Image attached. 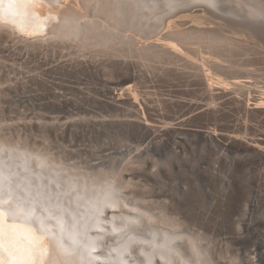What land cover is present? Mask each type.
<instances>
[{"label":"bare ground","instance_id":"6f19581e","mask_svg":"<svg viewBox=\"0 0 264 264\" xmlns=\"http://www.w3.org/2000/svg\"><path fill=\"white\" fill-rule=\"evenodd\" d=\"M220 3L226 4L227 12L233 16H241L239 12L243 11L246 14L244 18L252 22L245 19L238 22L253 24V28L226 27L215 22L206 11L218 9ZM0 7H7L6 0ZM197 7H202L203 11L195 12ZM185 19L192 24L187 26ZM220 30L224 33L221 37ZM257 35L264 38V0H17L13 14H0V37L24 48L37 47L51 50L53 54L57 52L59 60L65 64L69 52L75 54L69 64H87L89 54L84 50L87 48L95 50L97 60L102 63L110 61L112 70L130 60V76L120 92L107 89L102 97L116 110L128 112L125 114L127 117L138 120L126 124L143 135L145 153L167 145L180 130L176 129L177 126L164 131L161 128L165 138L156 134L160 129L156 124L163 127L171 125L173 116L164 112L157 116L154 112L155 115L149 113L142 101L143 71L163 72V84L179 75L195 79L208 105L236 95L227 98L230 104L241 109V116L246 121H264V79L258 82L262 85L252 91L251 88L257 85L255 77L250 78L253 80L249 84L240 81V70L247 72L241 66L248 65L233 59L234 47H239L240 43L256 44ZM258 46L262 49L264 44ZM263 76L264 73L259 75ZM252 92L256 96H252ZM165 104L167 100L163 99V106ZM186 107L193 112L197 110L191 104ZM216 114V111H203L193 118H186L185 126L199 122L206 127L211 125L210 117L215 118ZM11 124L17 123L1 122L0 128ZM213 127L212 130L187 129L185 132L201 137L219 151L255 157L263 168L264 138L254 127H231L218 123ZM243 133H248L252 139L242 140L239 136ZM0 134H3L1 130ZM11 140L13 138L9 136L5 139L0 137V169L15 167L32 181L36 191L52 198L57 205L67 209L85 206L94 218V226L85 233L81 246L75 245V254L66 257L58 251L53 236L41 231L37 218L42 217L34 215L26 219L24 213L27 209L20 201L6 200L0 195V229L5 233L13 226L32 229L36 236L41 237L38 247L46 248L48 252L43 264H52L53 258L56 264H88L85 249L98 250L102 254L100 264H213L207 246L200 243V236L190 234L177 219L171 218L153 202L137 200L133 194L128 196L123 191L127 184L120 179L121 168L112 166L94 171V167H87L81 161L67 160L55 150L53 152L57 156L40 145L29 147L21 136H17L15 142ZM45 146L49 144L45 142ZM129 158L127 156V160ZM127 160L123 158L121 166ZM97 172H103V175ZM107 211L111 212L109 216L102 217ZM43 221L52 233L60 234L59 229H54L45 219ZM254 258H247V264H257ZM8 259V253L0 250V264H5ZM228 263L243 264L234 258H229Z\"/></svg>","mask_w":264,"mask_h":264},{"label":"rangeland","instance_id":"374dc122","mask_svg":"<svg viewBox=\"0 0 264 264\" xmlns=\"http://www.w3.org/2000/svg\"><path fill=\"white\" fill-rule=\"evenodd\" d=\"M194 10L203 11V8ZM206 12L215 22L226 27L253 28V24L238 22L245 19L243 11L239 12L243 17L233 16L227 12L224 3H220L218 9ZM191 24L188 22L187 26ZM222 33L220 30L219 37ZM255 38L254 45L240 43L239 47H234L233 58L239 64L248 65L241 66L247 72L240 70V81L249 84L253 80L250 78L255 77L257 85L251 84L252 91H256L258 85H262L258 82L264 79V76L259 77L264 73L261 72L264 69V46L262 49L258 46L264 44V38L261 35ZM84 50L89 54L88 63L75 66L69 64L75 56L73 53L67 54L65 64L59 60L57 52L24 48L0 37V60L17 66L13 68L0 62V124L17 123L1 126L3 134L0 137L9 136L15 142L17 136H21L29 147L35 144L49 148L53 155L61 154L67 160L81 161L87 167H94V171L117 166L121 168L120 179L127 184L123 191L128 196L133 194L137 200L153 202L171 218L177 219L190 234L200 236V243L207 246L213 264H229V258L247 264V258L254 256L257 264H264V166L262 168L255 157L219 151L201 137L185 132L187 129L212 130L218 123L254 127L264 138V121H246L241 116V109L230 104L229 98L236 95L208 105L195 79L179 75L163 84V72L143 71L142 101L149 113L157 116L164 112L173 116V124L155 125L160 128L156 134L165 138L163 131L166 128L177 126L176 129L180 130L167 145L156 149L150 147L151 150L145 153L143 135L126 124L138 120L127 117L128 112L116 110L102 97L107 89L120 92L129 79L131 61L127 60L123 66H115L112 70L110 61L102 63L97 60L95 50ZM251 94L256 96L254 92ZM163 99L167 100L165 106ZM188 104L197 110H188ZM209 110L218 114L215 118L210 117L211 125L204 127L198 122L185 126L186 118ZM241 135L242 140L252 139L248 133ZM45 142L49 146H45ZM127 156L131 158L127 160ZM123 158L127 162L121 166ZM97 173L103 175V172Z\"/></svg>","mask_w":264,"mask_h":264},{"label":"water","instance_id":"95a60500","mask_svg":"<svg viewBox=\"0 0 264 264\" xmlns=\"http://www.w3.org/2000/svg\"><path fill=\"white\" fill-rule=\"evenodd\" d=\"M0 195L6 200L20 201L27 211L33 209L35 215L45 219L54 229H59V227L56 220L48 218L49 214L61 217L65 223L66 231L75 234L76 245L78 246H81V242L84 241L85 233L87 231L89 233V230L94 226L93 215L87 207L80 206L75 209H67L63 205H57L52 198L36 191L32 181L15 167L0 169ZM110 213L107 211L102 217H108ZM83 233L84 236L80 237ZM84 251L88 264H100L102 254L98 250L88 251L85 249Z\"/></svg>","mask_w":264,"mask_h":264},{"label":"snow or ice","instance_id":"6c2138e0","mask_svg":"<svg viewBox=\"0 0 264 264\" xmlns=\"http://www.w3.org/2000/svg\"><path fill=\"white\" fill-rule=\"evenodd\" d=\"M5 0H0V5H3ZM17 0H6L7 7H0V14L9 15L13 14V9L16 6ZM41 166L44 163L41 162ZM23 211V209H21ZM26 219L32 218L35 213L33 209H29L24 213ZM49 219L56 220L59 227L60 234L52 233L44 225L42 218L39 219V226L42 232L50 234L56 241L58 251L63 256H72L76 252V239L75 234L68 232L65 229V223L61 217L49 214ZM41 243V237L35 235L34 231L30 228L23 226H13L7 233L0 229V250L8 253L9 259L5 264H43L45 256L48 254L46 248L38 247ZM39 252V257H37ZM52 264H56L53 258Z\"/></svg>","mask_w":264,"mask_h":264}]
</instances>
